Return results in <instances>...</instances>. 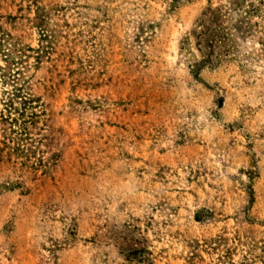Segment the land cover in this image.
<instances>
[{"label":"rangeland","instance_id":"1","mask_svg":"<svg viewBox=\"0 0 264 264\" xmlns=\"http://www.w3.org/2000/svg\"><path fill=\"white\" fill-rule=\"evenodd\" d=\"M206 4L0 0L22 49L16 80L0 82V142L25 120L51 166L0 163L13 184L0 188V264H136V247L151 264H264V63L223 44L200 64ZM39 14L60 33L32 71ZM20 84L31 118L5 106Z\"/></svg>","mask_w":264,"mask_h":264},{"label":"trees","instance_id":"2","mask_svg":"<svg viewBox=\"0 0 264 264\" xmlns=\"http://www.w3.org/2000/svg\"><path fill=\"white\" fill-rule=\"evenodd\" d=\"M201 14L202 16L197 23L199 27L197 35L199 36L200 48H206L208 51H202L200 64L208 63L209 51L212 46L223 44L226 48L224 52L229 51L230 48L238 52V48H241L246 54L245 59L255 58L264 63V0H223V4L218 3L215 6L211 4V0H207ZM223 21H227L226 27L222 26ZM61 22L63 27L68 26L63 19ZM33 25L38 28V42L40 43L35 48L26 46V50L32 53L34 60V63L28 67L35 71L40 63L39 53L44 51L45 48H50L51 42L56 40L60 32L59 29L49 28L46 18L40 14L35 18ZM224 28H227V31L230 29L232 31L231 38L226 39V43H224V37L228 32H225ZM11 39L12 37L0 27V51L5 62V65L0 67V82L4 84L16 80L14 73H10V65L13 64L14 58L20 60L22 53L20 46ZM255 42L256 47L254 46ZM20 62L17 63L20 64ZM197 70L198 68L195 67L193 71L196 72ZM15 74H21V70L17 69ZM22 87L23 85L20 84L17 87L13 86L10 92L7 91V104L5 106L13 112L19 111L18 116H22L26 110H29L27 114H29L28 118H31L30 116L34 115L30 111L33 108L31 103L36 101V97L30 92L29 87ZM15 99H18V107L13 106V100ZM11 120L14 123L16 122V119ZM25 122V120H22V123L17 125L19 132H16L17 129L14 128L9 129L10 132H15L17 136H7L5 140L0 142V163H7L12 168L18 166L17 168L24 171V173L34 172L37 166H42L41 173L47 175L51 166L49 164L42 165L41 156L35 154V146L32 142L27 143ZM12 185L6 179L0 181V188L4 189L8 186L12 187ZM129 224V222H126V226L128 225V227L136 230V233L140 235L138 227ZM147 253L143 247H136L124 254L126 260L133 261L136 264H151V259L147 256Z\"/></svg>","mask_w":264,"mask_h":264}]
</instances>
